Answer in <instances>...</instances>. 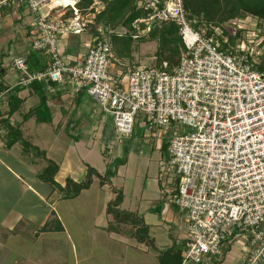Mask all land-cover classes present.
Segmentation results:
<instances>
[{
  "label": "built area",
  "instance_id": "1",
  "mask_svg": "<svg viewBox=\"0 0 264 264\" xmlns=\"http://www.w3.org/2000/svg\"><path fill=\"white\" fill-rule=\"evenodd\" d=\"M80 1L0 0V12L9 11L15 19L31 14L29 46L47 61L44 70L30 72L23 57L11 59L19 76L13 85H0V139L10 89L33 81L66 85L73 94L83 91L111 116L119 136L132 132L139 114L149 128H158L156 135L172 125L161 166L178 177L170 202L183 221L179 264H224L226 258L228 264H264V71L254 67L264 36L258 37L256 22H227L230 35L240 27L247 38L220 50L214 37L191 26L182 0H164L132 27L142 35L153 22L179 25L186 49L179 64L169 72L165 62L159 68L114 72L108 38L100 31L103 38H90L84 53L73 59L59 55V39L83 33L94 15L89 8L101 7L94 0L88 9H79ZM139 22L146 23L144 29ZM213 31L218 35L222 28Z\"/></svg>",
  "mask_w": 264,
  "mask_h": 264
},
{
  "label": "crops",
  "instance_id": "2",
  "mask_svg": "<svg viewBox=\"0 0 264 264\" xmlns=\"http://www.w3.org/2000/svg\"><path fill=\"white\" fill-rule=\"evenodd\" d=\"M11 15L9 11L0 12V40L3 38V41H0V73L3 75L6 72V68L11 67L14 69L11 65V59L13 57L9 59L6 53L10 51L18 52L20 55H16V57L25 58V55H22V53L26 54L29 51V42L26 39V28L23 27L21 32L22 36L15 31V25L13 23L15 20ZM70 35L80 34L69 33L59 39L58 52L63 59H73L85 51L83 47L79 48V44L75 43V41L69 40L71 38ZM6 61H8V66L6 65ZM43 85L45 86L47 95V105L51 112L50 122H38L33 117L22 120L23 114L37 105L39 101L37 93L30 85L20 88L16 92L17 96L21 98L22 103L18 110L10 116L6 114L8 108L7 100L10 93H15V91L12 89V92L10 91L8 93L6 98L7 102L2 108L1 115L9 123L20 124L22 137L25 140L29 141L25 137V134L30 131L33 132L36 139H40L41 145L40 143L34 144L29 142L39 149L44 150L46 157L58 165V171L54 175L57 188L38 178V173L46 166V161L43 158L23 148L20 142L6 147L5 139H0V264H80L81 262L94 264L92 260L88 262V259H92L93 250L86 243L85 234L80 226H85L83 223L85 219L88 218L90 221L92 215L90 209L93 211V214L97 210L90 196L91 194H88V196L84 194L92 193L90 189L95 184L98 185L99 190L97 189V191L100 193L105 190L109 191L108 187L107 185H101L98 178L94 176L92 177L89 188L81 190L76 197L71 199L61 198L62 193L58 190V187L64 185V179L67 176L76 182L81 181L86 173V164L90 165L89 162L82 160L79 154H77L78 157L76 159L74 158V160H71L68 156L69 150L73 152L71 155L74 156L76 151L74 147L80 137L79 134L86 136L90 143L97 140L101 141L99 145L101 146L102 153L107 146L106 143H103L101 137L105 134L104 131H106V135L115 134L113 123L107 126L103 122L101 110L97 111L93 109L87 115L78 110L77 106L82 103L85 97H89L86 94L82 96L79 103H76L74 100L75 94L71 92L68 86L52 82H44ZM21 107L23 112H21ZM54 114H56V119ZM97 123H100L102 127H97ZM43 124H49L51 126L50 132L52 133V137H48L49 132L43 129ZM44 137L46 140L43 139ZM44 145L47 147H44ZM58 146H60V150ZM34 157L41 158L45 162V165L43 164L39 167ZM55 157H58L57 160L59 161L54 160L53 158ZM105 160L107 167V164L111 161L106 156ZM120 167H118L116 175H118ZM60 172L64 174L61 183L56 181ZM113 186L121 189L123 192V187ZM114 196L115 194L110 191V194L103 198L105 202L103 205L106 218L105 223L103 221L102 223L90 221L91 224L88 226L92 240L97 235H104L105 241L108 240L111 242L113 239L116 240L113 238V235L116 234L104 229L110 221V217L105 214L106 203L113 199ZM163 196V199L167 198L165 194ZM169 203L170 214L168 220L170 219L169 221L172 220V222L176 220L178 222V215L180 213L175 204L171 203L170 200ZM121 204V209L136 212L139 216L143 217L144 223L148 226V235L155 239L150 234L152 223L146 222L144 215L139 213L138 210L122 208ZM57 221L62 226V230L55 229ZM176 221L175 223H177ZM46 225L51 226V229L43 231L42 228ZM181 229H179L181 232L178 235L180 240L184 236L183 223ZM117 235L121 237V240L117 239V253L114 256L115 263L112 262L113 264H151L146 254H141L139 261L134 257L128 256L127 246L138 248V245H144V243L137 242L134 237L129 236L122 228H120L119 233L117 232ZM124 238L125 241H123ZM173 240L180 243V240ZM105 241L102 240V242ZM67 247L69 249V255L65 253V248ZM142 251L146 252L144 249ZM152 254V258L158 264L155 258L157 252L154 251Z\"/></svg>",
  "mask_w": 264,
  "mask_h": 264
},
{
  "label": "trees",
  "instance_id": "3",
  "mask_svg": "<svg viewBox=\"0 0 264 264\" xmlns=\"http://www.w3.org/2000/svg\"><path fill=\"white\" fill-rule=\"evenodd\" d=\"M101 3L100 9L97 11L93 7H90L94 0H81L77 6L79 9L85 8L94 13L90 23L86 24V28H90V38L97 37L102 39L98 33H103L108 38L112 61L119 59L131 60L132 45L133 42H146L155 41L156 48L153 57V64L147 65L152 67H161L162 63H166L165 71L169 72L179 64L181 55L185 52V46L181 34L179 32V25L171 21L165 22H153L148 31L144 34H137V30L132 27V24L139 19H146L152 12L162 7L164 0H98ZM141 1L139 4L138 2ZM183 8L185 11L186 19L190 22L194 29H204L205 35L208 37H214L219 43L220 50L233 46L236 39L241 38V33L244 32L243 28L236 27L234 35H230L225 28V24L230 20H239L247 22L250 18L256 19V33L258 37L264 36V0H182ZM21 19V18H20ZM19 20V19H14ZM252 21V20H251ZM139 29L145 28V22L138 23ZM214 27L222 28V33L216 35L213 31ZM24 28H27L25 25ZM138 36H133V35ZM224 38H227L226 41ZM230 44V45H229ZM264 45L263 40L257 45V49L262 50V53L258 55L259 62L254 64V67L258 70L264 71ZM263 57V58H262ZM25 62L30 72L42 71L47 66V61L41 58V54L37 51L31 50L25 54ZM138 66L137 63L131 65L132 68ZM1 69V63H0ZM127 68L124 66L121 68L122 72H125ZM45 81H33L29 85L33 87V90L37 93L39 101L37 105L30 108L22 116V120H27L30 117L35 118L38 122H50L51 112L47 105V95L45 92ZM47 83H51L48 81ZM53 83V82H52ZM26 86L15 85L12 89L15 93H10L8 98V108L6 114L10 116L16 112L22 103L21 98L16 94L20 88ZM1 88V87H0ZM85 93L83 91L75 94L74 100L76 103L80 102V99ZM2 125L5 128V146L10 147L16 142H20L23 148L27 150H33L34 154L40 156L46 161V166L38 173V178L50 185H56L54 175L58 171V165L51 159L46 157L45 151L39 149L37 146L31 144L29 141L22 137L20 124H12L7 121L6 118L2 119ZM130 137L134 135V131L137 127L144 128L143 133L139 135V139H143L146 135V131L149 130V137L153 136L158 128L151 127L146 121L144 115L139 114L136 117ZM174 127L171 125L162 134V142L160 144L161 159H166L167 156V136L170 135ZM77 139V138H76ZM106 150V149H105ZM123 155L128 153V147L124 145ZM104 153V150L103 152ZM126 163L124 157H116L110 163L107 164L105 171L100 174L94 167L86 164V173L84 178L76 182L70 177L64 179V185L59 186L62 193L61 198L71 199L76 197L81 190L89 188L92 177H97L101 185H107L108 190L115 194L114 198L106 203L105 214L110 217V221L104 228L110 232H120V228L124 229L129 236L134 237L137 242L144 243L146 246H150L151 249L157 252L156 260L158 264H179L180 255L183 247V242L177 243L175 240L171 241L164 249L158 250L154 245V239L148 235V226L144 223L143 217L139 216L136 212L121 209L120 204L123 200V192L121 189L115 188L111 184V178L116 175L119 166ZM178 183V177L175 176L170 182V193L176 192ZM126 226H130L133 230L129 231ZM51 226L46 225L42 228L43 231L50 230ZM57 230H62V226L57 221ZM115 230V231H114Z\"/></svg>",
  "mask_w": 264,
  "mask_h": 264
},
{
  "label": "rangeland",
  "instance_id": "4",
  "mask_svg": "<svg viewBox=\"0 0 264 264\" xmlns=\"http://www.w3.org/2000/svg\"><path fill=\"white\" fill-rule=\"evenodd\" d=\"M12 17L14 18L13 13H11ZM15 19V18H14ZM31 20V14H25L22 16L21 19L16 20L14 23L15 31L21 34L23 27L25 24L29 23ZM252 20V21H251ZM247 22H243L247 25L250 23H255V18H250L246 20ZM90 29V28H89ZM88 28L80 35H70L71 38L69 40L75 41V43L79 44V48H84L83 43L88 42L91 36V32ZM243 38L246 36L241 33ZM22 36V34H21ZM241 36V37H242ZM77 38V41H76ZM247 38V37H246ZM28 39V38H26ZM3 41V38L0 40ZM230 45V44H229ZM156 48L155 41H146V42H133L132 45V53H131V60L126 59H119L114 62V67L111 71L121 70L124 66L125 68H132L131 65L135 63L138 66H147L153 64V57L152 54L154 53ZM7 56L16 57V55H20L18 52L10 51L6 53ZM22 55H25L22 53ZM41 58L43 56L41 55ZM6 65L8 66V61H6ZM136 67V66H134ZM18 71L10 68H6V72L3 74L0 73V85H13L17 80ZM78 110L84 112L85 115L91 113V111L97 110L100 111L99 105L91 98L85 97L82 103L77 106ZM21 112L22 107H21ZM99 115V114H98ZM103 122L110 126L112 123V118L109 114L102 113ZM56 119V114H54ZM86 117V116H85ZM43 129L48 131V137H52L51 126L49 124H43ZM97 127H102L100 123H97ZM135 127V126H134ZM32 130V128H31ZM144 128L139 126L135 129V133L133 137L130 135L119 136L115 134H108L106 135V131H104V135L101 137L103 143H106V150L104 151V155L101 153V146L99 145L101 141L97 140L93 143L88 142L86 136L83 134H79L78 142L75 143L74 149H76L74 156L71 155L73 153L71 150L68 151V156L71 160L76 159L79 154V157L89 162L90 166L94 167L99 173H103V170L106 168V160L105 156L112 161L116 157H124L126 159V163L121 166L118 170V175L111 178V183L115 186L123 187L124 192V200L121 204L122 208L130 209V210H138L139 213L144 215L146 222L152 223L150 227V234L155 238V245L158 250L166 248L173 239L177 241L180 240L178 237L179 233L181 232V226L183 221L181 214L178 215L179 221L175 223L168 220L169 218V210H170V182L174 179V175L165 172V169L161 166V151H160V144L162 142V134L163 130L160 131V135L154 134L151 137L144 136L143 139H139V135L143 133ZM99 132V129H98ZM70 135V134H69ZM146 135L148 133L146 132ZM25 137L32 142V143H40V139H36L33 132H27ZM71 137V136H70ZM44 140L45 137L43 138ZM72 142V141H71ZM90 143V144H89ZM43 145V144H42ZM128 147V153L126 156L123 155V147ZM44 147H47L44 145ZM60 150V146H58ZM63 149V148H62ZM34 153L33 150H30ZM60 157L58 154H56ZM37 156V155H36ZM58 157L53 158L56 161ZM34 159L38 162L39 167L41 165H45V162L39 157H34ZM72 167V165H70ZM76 173V172H75ZM63 172H60L56 178V181L61 183L63 180ZM72 176V173H71ZM56 187V185H55ZM57 188V187H56ZM98 185L95 184L90 191L92 193H85L84 195L91 194L90 196L93 199V202L96 207V212L93 214V211L90 209L91 217L90 221H95L97 223H105L106 218L103 211L104 200L105 196L110 194V191H97ZM58 190L60 188L58 187ZM99 190V189H98ZM98 193V195H97ZM166 195L167 198L163 199ZM169 199V200H168ZM68 204V203H67ZM73 204V203H72ZM177 219V218H176ZM89 219H85L83 223L85 224L84 227L80 226L83 229L85 234L86 243L89 245L92 252V259H88V262L92 260L94 264H113L115 263L114 256L117 253V239L121 240V237L117 235V232H113L116 235H113V241H105L104 235H97L94 240L91 239V232L89 231V224L91 222ZM71 227V226H70ZM72 228V227H71ZM88 228V230H87ZM127 230L132 231L133 229L130 226H126ZM180 229V230H179ZM115 231V230H114ZM178 237V238H177ZM104 240L105 242H102ZM125 241V238L123 239ZM145 245V244H144ZM138 245V248H131L127 246V250L129 252V257H134L138 261L141 258V254H146L147 259L150 260L151 264H156L153 254L154 251L151 249L150 246ZM136 246V245H135ZM144 246V247H143ZM69 247V246H68ZM65 248V253L69 255V249ZM236 247L232 250L233 253H236ZM146 252H143L142 250ZM156 258V257H155ZM68 260V258H66ZM113 262V263H112ZM228 259L224 260V264H228ZM80 264H86V262H81Z\"/></svg>",
  "mask_w": 264,
  "mask_h": 264
}]
</instances>
